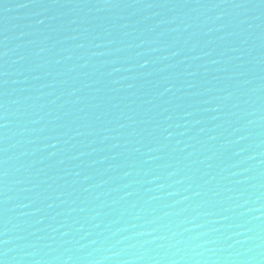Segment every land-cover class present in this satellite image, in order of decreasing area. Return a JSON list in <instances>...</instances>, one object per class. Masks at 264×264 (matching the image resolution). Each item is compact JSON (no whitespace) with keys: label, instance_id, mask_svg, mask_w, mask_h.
<instances>
[{"label":"water","instance_id":"95a60500","mask_svg":"<svg viewBox=\"0 0 264 264\" xmlns=\"http://www.w3.org/2000/svg\"><path fill=\"white\" fill-rule=\"evenodd\" d=\"M0 264H264V0H0Z\"/></svg>","mask_w":264,"mask_h":264}]
</instances>
